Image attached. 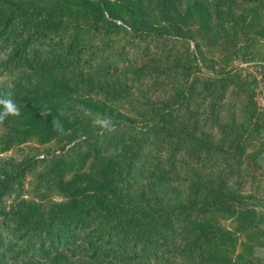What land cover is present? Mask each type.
Listing matches in <instances>:
<instances>
[{
  "label": "trees",
  "instance_id": "16d2710c",
  "mask_svg": "<svg viewBox=\"0 0 264 264\" xmlns=\"http://www.w3.org/2000/svg\"><path fill=\"white\" fill-rule=\"evenodd\" d=\"M235 58L264 66V0H0V79L30 78L28 95L12 99L20 115L0 122V153L20 149L0 154V264H233L241 236L255 240L248 249L264 245L251 197L223 175L264 177L248 152L262 150L264 107ZM200 64L212 76L197 75ZM94 66L149 76L163 101L134 109L116 79L83 90L72 72ZM196 85L216 100L239 94V121L215 114L219 135L201 131ZM97 116L115 131L94 126ZM55 138L56 151L32 153ZM188 162L180 184L174 171ZM57 187L68 206L34 205ZM218 216L250 228L240 235Z\"/></svg>",
  "mask_w": 264,
  "mask_h": 264
},
{
  "label": "rangeland",
  "instance_id": "374dc122",
  "mask_svg": "<svg viewBox=\"0 0 264 264\" xmlns=\"http://www.w3.org/2000/svg\"><path fill=\"white\" fill-rule=\"evenodd\" d=\"M192 44V42L190 41ZM201 68L196 71L197 75L207 76L209 74V70L206 67H203L200 64ZM232 67L241 71L242 74L246 76H250L255 79V83L253 84L254 90V97L257 102L258 108L264 107V66L263 62L258 61H241L239 59H233L231 62ZM72 73L75 74L76 78L79 82L83 83V90L89 89L91 87L95 88L96 86H100L104 89L103 83L105 81H109L111 79H116L122 85H126L129 89V92L135 101L134 109H145L148 107H152L153 105H160L163 101V96L160 97V94L156 93L154 90H149L148 85L150 84L151 80L150 77L147 75H139L133 76L130 73H126L123 75H101L97 67H92L90 69H82L80 71L74 70ZM68 74V73H67ZM30 79L29 77H15L14 75L4 76L0 79V94H3L6 91H11L12 96L11 99H17L23 97V95H28L23 93L26 89L25 84ZM43 82V81H42ZM44 84V87H48L51 83L43 82L41 85ZM196 95L192 97V102L190 104V108L194 107L193 112H197L198 114V121L200 123L199 129L203 131L205 127L211 125V131L214 136H218V130L213 123V119L225 123L228 126H233L237 123L241 117V111L239 109V94L234 93L232 90L228 89L227 92L224 94L222 99L216 100L212 93L206 92L203 90L199 85L195 87ZM99 95H101L100 91H97ZM97 94V93H96ZM196 105V107H195ZM216 114V115H215ZM216 116V118L214 117ZM262 117V128L264 129V112L261 114ZM260 129V130H261ZM260 134V133H259ZM259 136V135H258ZM259 139V138H258ZM259 141H261L259 139ZM60 139L55 138L47 141L42 145H36L37 149L32 153L36 155H42L45 151L55 150L57 147ZM263 142V141H261ZM264 143V142H263ZM32 145V143H30ZM258 143L254 145V147L248 148V152L252 150H257L255 154L256 162L258 163V158L264 156V144L262 145V150L257 146ZM20 149H10L6 152L0 153L9 155L12 154L14 156L19 154ZM97 157H94V160L97 162ZM186 166H178L174 174L179 178L180 184H184L187 180L190 179V173L188 170L190 169L191 162ZM99 171H97V167L92 168L91 170L87 169L86 176L95 177ZM223 175L226 178V182L228 185H237L239 186L241 193L247 196H250L251 199H263L264 198V177L260 179H250L244 170H239L237 172H223ZM34 181H37V177L33 178ZM30 185L26 186V189H29ZM42 189V186H41ZM56 190L50 191V196L43 200H34V205L37 206L39 209H52L59 206L69 205V200L63 194V192L58 191V187L55 188ZM107 197V194L101 192L96 194V198L103 202ZM250 199V200H251ZM253 207V218L252 223L256 226L261 228L264 231V227H261V223L264 222V212L257 214L256 210ZM218 225L227 229H232L235 232L239 233L240 235L243 233L245 229H249L250 226L243 228V225L239 224L237 221L232 220L225 216H218ZM242 242L237 244L233 250L231 251L230 255L233 259V264H245V258H248V264H258L262 261V257L256 254L258 249H264L263 244H253L249 249L244 247L243 244L248 243H255V240L252 238L246 240L243 236H241Z\"/></svg>",
  "mask_w": 264,
  "mask_h": 264
},
{
  "label": "clouds",
  "instance_id": "9594fccd",
  "mask_svg": "<svg viewBox=\"0 0 264 264\" xmlns=\"http://www.w3.org/2000/svg\"><path fill=\"white\" fill-rule=\"evenodd\" d=\"M12 93L11 91H6L3 94H0V106H2V110H0V122H3L8 116H19V108L15 104V102L11 99ZM85 115H91V110L86 109ZM94 126L100 127L102 130L107 131L109 133L115 131V125L112 123L110 118H100L97 116L92 120ZM54 128L57 131H62L61 126L58 121H53Z\"/></svg>",
  "mask_w": 264,
  "mask_h": 264
},
{
  "label": "water",
  "instance_id": "95a60500",
  "mask_svg": "<svg viewBox=\"0 0 264 264\" xmlns=\"http://www.w3.org/2000/svg\"><path fill=\"white\" fill-rule=\"evenodd\" d=\"M258 138L264 142V129L260 130V134ZM258 163L261 165V170L264 173V156L261 158H258ZM251 204L254 206L256 213L260 214L264 212V198L263 199H251L250 200ZM261 227H264V222L260 224ZM256 254L260 257H262V261L258 264H264V249H258Z\"/></svg>",
  "mask_w": 264,
  "mask_h": 264
}]
</instances>
